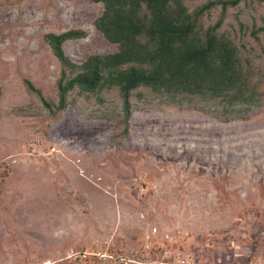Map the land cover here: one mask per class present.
<instances>
[{
    "label": "rangeland",
    "instance_id": "1",
    "mask_svg": "<svg viewBox=\"0 0 264 264\" xmlns=\"http://www.w3.org/2000/svg\"><path fill=\"white\" fill-rule=\"evenodd\" d=\"M183 1L192 14L211 5L200 17L205 31L231 0ZM103 11L90 0H0V211L11 200L14 215L0 214V263L106 264L41 260L39 237L50 241L56 228L68 236L93 212L111 216L118 231H145L125 248L189 232L183 243L196 264L264 261V96L258 106L177 105L141 87L126 106L116 87L75 88L59 109L63 67L46 36L84 33L63 44L77 65L116 53L95 26ZM219 34L264 94V0L229 7Z\"/></svg>",
    "mask_w": 264,
    "mask_h": 264
},
{
    "label": "trees",
    "instance_id": "2",
    "mask_svg": "<svg viewBox=\"0 0 264 264\" xmlns=\"http://www.w3.org/2000/svg\"><path fill=\"white\" fill-rule=\"evenodd\" d=\"M104 7L96 28L118 51L92 55L82 65L73 63L63 44L84 33L48 34L46 41L62 64L58 82L59 109L75 88L94 93L118 88L126 103L141 87L161 93L172 104L193 103L195 98L220 100L227 106H258L264 94L252 83V68L244 65L234 42L219 34L229 7L243 0L222 3V18L203 30L200 17L211 5L190 13L183 0H90ZM27 89L40 95L30 81Z\"/></svg>",
    "mask_w": 264,
    "mask_h": 264
},
{
    "label": "crops",
    "instance_id": "3",
    "mask_svg": "<svg viewBox=\"0 0 264 264\" xmlns=\"http://www.w3.org/2000/svg\"><path fill=\"white\" fill-rule=\"evenodd\" d=\"M5 192H6V189H5ZM3 196H4L3 194L2 195L0 194L1 198H3ZM1 198L0 200H2ZM85 198L87 201H91L89 196L86 195ZM57 199L60 202L59 197H57ZM13 202L16 203V201L14 200ZM2 208L3 209L2 211H0V214L7 215L9 217L11 216V219L14 218L11 200H6V204L4 203V206ZM82 217L84 218L83 220L84 222H82L84 225L82 224L83 225L82 226L81 222H79L81 219L78 221L77 224L74 225L73 223V225L69 229V231L72 232V234L68 236L64 235V233L60 231V228H56L52 230L53 232L51 235L47 233L46 237L51 236V240L46 242V240L43 239L42 236L39 237L37 235H34L33 233L34 237L37 236L40 239L39 240L41 244L40 250H41V255H43V257L41 258L42 262L57 261V260L59 261L62 258L70 259L69 257L72 253L83 251L84 249H91V248H96L100 250H106L109 248L118 249V250L125 251L131 257L147 256L146 250L143 247L145 245H150V243H153V242H155L159 247H161L163 243L166 242L167 236L176 238L180 242V244L183 246V249L185 250V252L188 251L189 247L191 246V245H186L187 243H189V241L187 243H183L185 242L184 241L185 239L189 238V234H190L189 232H184L183 235H180V236L178 235L179 237L177 235L172 236L171 233L168 232V233H165L161 238L157 239L156 241H146L140 245L138 244L130 248H125L123 245L129 244L130 246L132 242L137 241V240L136 241L134 240L136 237L139 239L145 238V234H146L145 231L142 232L140 229L138 228L136 229V227L134 231L129 234L126 233V231H124L122 227L120 231H118L114 226V223H113L114 219H112L111 216L102 215L100 213L96 214V212L84 214ZM113 229H114V235L120 236L121 242L119 243L114 242L115 237H113L110 232V230H113ZM147 234L149 235L150 233H147ZM80 240L84 241L82 245L81 246L76 245V242ZM251 257H248V259L245 260L244 263L242 264H264L263 259H254V257L252 258ZM11 263L15 264L14 258L12 259ZM0 264H6V263H3L2 261Z\"/></svg>",
    "mask_w": 264,
    "mask_h": 264
},
{
    "label": "built area",
    "instance_id": "4",
    "mask_svg": "<svg viewBox=\"0 0 264 264\" xmlns=\"http://www.w3.org/2000/svg\"><path fill=\"white\" fill-rule=\"evenodd\" d=\"M147 256H129L118 249L100 250L96 248L74 252L69 258L106 264H196L187 255L180 242L173 237H166V242L159 247L155 242L143 247ZM46 264H51L46 262Z\"/></svg>",
    "mask_w": 264,
    "mask_h": 264
},
{
    "label": "bare ground",
    "instance_id": "5",
    "mask_svg": "<svg viewBox=\"0 0 264 264\" xmlns=\"http://www.w3.org/2000/svg\"><path fill=\"white\" fill-rule=\"evenodd\" d=\"M28 12V11H27ZM29 13V12H28ZM29 16V15H28ZM29 18V17H28ZM30 18H31V16H30ZM1 20H2V18H1ZM26 20H28V19H26Z\"/></svg>",
    "mask_w": 264,
    "mask_h": 264
}]
</instances>
